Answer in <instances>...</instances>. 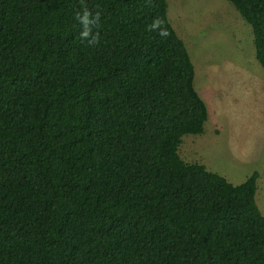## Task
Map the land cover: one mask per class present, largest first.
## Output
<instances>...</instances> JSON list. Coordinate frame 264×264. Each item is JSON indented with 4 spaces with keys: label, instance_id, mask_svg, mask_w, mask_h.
<instances>
[{
    "label": "trees",
    "instance_id": "1",
    "mask_svg": "<svg viewBox=\"0 0 264 264\" xmlns=\"http://www.w3.org/2000/svg\"><path fill=\"white\" fill-rule=\"evenodd\" d=\"M227 1L264 68V0ZM194 80L168 0H0V264H264L259 174L180 157Z\"/></svg>",
    "mask_w": 264,
    "mask_h": 264
},
{
    "label": "rangeland",
    "instance_id": "2",
    "mask_svg": "<svg viewBox=\"0 0 264 264\" xmlns=\"http://www.w3.org/2000/svg\"><path fill=\"white\" fill-rule=\"evenodd\" d=\"M168 17L209 113L203 134L183 137L180 157L234 185L259 174L256 198L264 207V68L252 27L227 0H168Z\"/></svg>",
    "mask_w": 264,
    "mask_h": 264
},
{
    "label": "clouds",
    "instance_id": "3",
    "mask_svg": "<svg viewBox=\"0 0 264 264\" xmlns=\"http://www.w3.org/2000/svg\"><path fill=\"white\" fill-rule=\"evenodd\" d=\"M76 18L80 22L83 28V31L81 33L82 38L87 39L89 44L91 45L97 44L99 42V35L98 33L93 35V28L99 22L100 13L96 12L95 14H93L91 11L85 8L82 14H80L79 12L77 13ZM162 23L163 22L161 20L157 19L153 22V24L150 27L153 30L160 29ZM159 34L162 36H167L168 33L166 30L161 29ZM89 37L91 38L89 39Z\"/></svg>",
    "mask_w": 264,
    "mask_h": 264
},
{
    "label": "crops",
    "instance_id": "4",
    "mask_svg": "<svg viewBox=\"0 0 264 264\" xmlns=\"http://www.w3.org/2000/svg\"><path fill=\"white\" fill-rule=\"evenodd\" d=\"M205 167H206V166H205ZM259 179H260V175H259ZM259 179H258V180H259ZM243 183H244V182H243ZM232 184H233V183H232ZM258 190H259V183H258V189H257V191H258ZM257 195H259V192H258ZM256 200H257L258 206L260 207L262 213L264 214V207L260 204V202H259V200H258V196H257Z\"/></svg>",
    "mask_w": 264,
    "mask_h": 264
}]
</instances>
